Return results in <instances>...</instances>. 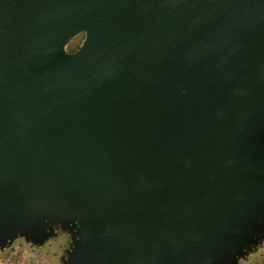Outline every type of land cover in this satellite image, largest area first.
<instances>
[{"label":"water","instance_id":"1","mask_svg":"<svg viewBox=\"0 0 264 264\" xmlns=\"http://www.w3.org/2000/svg\"><path fill=\"white\" fill-rule=\"evenodd\" d=\"M263 107L264 0H0V205L94 204L80 264H177L246 228Z\"/></svg>","mask_w":264,"mask_h":264},{"label":"rangeland","instance_id":"2","mask_svg":"<svg viewBox=\"0 0 264 264\" xmlns=\"http://www.w3.org/2000/svg\"><path fill=\"white\" fill-rule=\"evenodd\" d=\"M89 39L87 29L74 33L65 53L80 54L76 62L89 59L93 56ZM247 142L255 156H264V107L252 122ZM13 202L6 198L0 205V264H80L83 246L96 224L94 204L66 206L57 197L30 211ZM249 221L217 250L195 245L177 264H264V210Z\"/></svg>","mask_w":264,"mask_h":264}]
</instances>
